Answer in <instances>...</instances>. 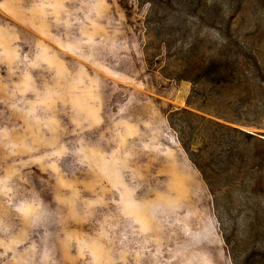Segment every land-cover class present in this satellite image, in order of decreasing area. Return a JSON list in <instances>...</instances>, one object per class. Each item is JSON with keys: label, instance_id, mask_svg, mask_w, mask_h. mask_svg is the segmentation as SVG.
I'll list each match as a JSON object with an SVG mask.
<instances>
[{"label": "rangeland", "instance_id": "obj_1", "mask_svg": "<svg viewBox=\"0 0 264 264\" xmlns=\"http://www.w3.org/2000/svg\"><path fill=\"white\" fill-rule=\"evenodd\" d=\"M149 1L0 0V264H264L253 147L220 126L264 129L147 67ZM191 1L264 65V0Z\"/></svg>", "mask_w": 264, "mask_h": 264}, {"label": "trees", "instance_id": "obj_2", "mask_svg": "<svg viewBox=\"0 0 264 264\" xmlns=\"http://www.w3.org/2000/svg\"><path fill=\"white\" fill-rule=\"evenodd\" d=\"M146 3L153 17L145 24L147 67L156 70L164 57L161 73L170 82H190L193 85L191 101L202 99L203 105H207L211 99L209 101L216 103V110L212 112L215 115L264 129V65L260 58L230 29H218L215 38L202 34L204 26L216 28L218 20H224L220 9H215L211 16L206 3L195 6L191 0H166L159 9L152 1ZM189 17L194 19L192 24L187 21ZM179 43H187V46L177 47ZM220 128L226 130L228 136L232 134L233 138L253 147L248 157L256 161V176L249 178L247 187L248 194L257 196V192L264 191V133ZM197 167L214 198L212 177L206 174L205 167L198 164ZM222 172L224 177L228 176L226 169ZM224 240L230 256L234 257L236 248H232L227 235ZM258 247L264 251V239ZM234 264H239L237 259Z\"/></svg>", "mask_w": 264, "mask_h": 264}]
</instances>
